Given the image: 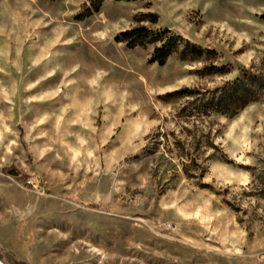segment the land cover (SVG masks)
Instances as JSON below:
<instances>
[{
    "label": "rangeland",
    "instance_id": "obj_1",
    "mask_svg": "<svg viewBox=\"0 0 264 264\" xmlns=\"http://www.w3.org/2000/svg\"><path fill=\"white\" fill-rule=\"evenodd\" d=\"M0 260L264 264V0H0Z\"/></svg>",
    "mask_w": 264,
    "mask_h": 264
},
{
    "label": "trees",
    "instance_id": "obj_2",
    "mask_svg": "<svg viewBox=\"0 0 264 264\" xmlns=\"http://www.w3.org/2000/svg\"><path fill=\"white\" fill-rule=\"evenodd\" d=\"M100 3L103 0H99ZM98 8L97 3L94 1V5ZM116 40L119 42H126L128 46L135 47L138 45L155 44L154 50L151 54L149 61L151 63L158 62L163 64L173 54L179 53L181 58L185 59L190 56H202L206 52L214 50L211 47H203L193 42L191 39L186 38L182 34L175 33L172 29L159 28L153 29L146 25L135 26L119 32L116 35ZM240 75L242 77H253L261 78L262 74L253 72L248 68H242ZM233 102L235 99L243 100L240 109L246 106L250 101L255 100L249 94L248 91H242L236 95V98H232Z\"/></svg>",
    "mask_w": 264,
    "mask_h": 264
},
{
    "label": "bare ground",
    "instance_id": "obj_3",
    "mask_svg": "<svg viewBox=\"0 0 264 264\" xmlns=\"http://www.w3.org/2000/svg\"><path fill=\"white\" fill-rule=\"evenodd\" d=\"M0 264H5L2 260H0Z\"/></svg>",
    "mask_w": 264,
    "mask_h": 264
},
{
    "label": "crops",
    "instance_id": "obj_4",
    "mask_svg": "<svg viewBox=\"0 0 264 264\" xmlns=\"http://www.w3.org/2000/svg\"><path fill=\"white\" fill-rule=\"evenodd\" d=\"M229 264H235L234 262H230Z\"/></svg>",
    "mask_w": 264,
    "mask_h": 264
}]
</instances>
